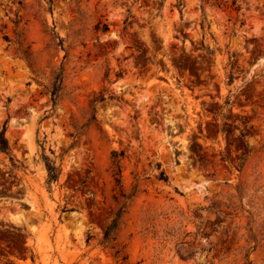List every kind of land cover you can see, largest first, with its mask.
I'll return each mask as SVG.
<instances>
[{"label":"rangeland","instance_id":"obj_1","mask_svg":"<svg viewBox=\"0 0 264 264\" xmlns=\"http://www.w3.org/2000/svg\"><path fill=\"white\" fill-rule=\"evenodd\" d=\"M3 129L0 264H264V0H0Z\"/></svg>","mask_w":264,"mask_h":264},{"label":"trees","instance_id":"obj_2","mask_svg":"<svg viewBox=\"0 0 264 264\" xmlns=\"http://www.w3.org/2000/svg\"><path fill=\"white\" fill-rule=\"evenodd\" d=\"M62 83H63V72H60L55 77V81L53 83L52 98H53L54 102H56L57 98L59 97V93L62 89ZM5 130L6 129H3V131L0 132V148L4 151H9L10 147H9L8 139L5 135ZM117 154L118 153L115 151L114 155L116 156ZM47 159H49V158H47ZM116 162H117V160H116ZM46 165H47V169L49 171L50 180H57L59 177V167L52 161L47 162ZM118 168H119V164H118ZM119 173H120V170L118 172H115V175L118 174V176H116V180L118 183H121V174H119ZM124 207H125V205H122L120 210L117 212L116 216L108 224V226L105 230L104 237H103V243L107 244L112 239H116V237L114 236V233L119 226Z\"/></svg>","mask_w":264,"mask_h":264}]
</instances>
